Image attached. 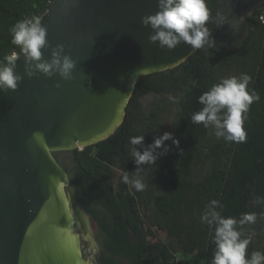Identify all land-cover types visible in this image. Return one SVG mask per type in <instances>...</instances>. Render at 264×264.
I'll use <instances>...</instances> for the list:
<instances>
[{"label":"trees","instance_id":"1","mask_svg":"<svg viewBox=\"0 0 264 264\" xmlns=\"http://www.w3.org/2000/svg\"><path fill=\"white\" fill-rule=\"evenodd\" d=\"M53 1L0 0V59L19 52L10 27L24 18H40ZM207 2L212 9L216 0ZM263 14L259 10L249 17L248 35L238 49L206 46L174 68L141 75L124 122L108 138L54 152L76 187L79 204L96 222L106 264H211L214 229L200 216L212 199L224 205L225 217L256 213V222L244 226L246 235L254 233L247 251L264 253V204L257 200L264 198ZM243 73L252 78L249 91L261 97L245 115L246 142L218 140L202 123H191L202 108L201 94L221 78ZM147 93L155 96L148 103L142 99ZM169 95L179 97V103ZM167 114H173L179 147H170L156 164L144 165L142 191L130 189L122 177L136 175L138 166L129 140L144 135V147L151 144ZM64 152L70 164L61 157Z\"/></svg>","mask_w":264,"mask_h":264},{"label":"water","instance_id":"2","mask_svg":"<svg viewBox=\"0 0 264 264\" xmlns=\"http://www.w3.org/2000/svg\"><path fill=\"white\" fill-rule=\"evenodd\" d=\"M157 5L54 0L40 17L50 45L63 44L76 67L71 80L42 73L29 78L21 55L18 88L0 92V264H106L96 222L54 152L111 136L125 120L141 75L174 68L197 51L184 42L168 50L149 41L152 29L141 18ZM212 9L233 26L208 23L215 47L236 50L264 0H216ZM43 51L50 59L51 47Z\"/></svg>","mask_w":264,"mask_h":264},{"label":"clouds","instance_id":"3","mask_svg":"<svg viewBox=\"0 0 264 264\" xmlns=\"http://www.w3.org/2000/svg\"><path fill=\"white\" fill-rule=\"evenodd\" d=\"M157 6L158 10L143 16L141 22L152 29L149 41L154 44L158 42L161 49H175L181 42L187 43L194 50L206 46L215 47V38L208 27L210 21L215 22L218 28L229 24L233 29L225 13L217 10L213 15V9L209 7L207 0H158ZM239 19L243 23L244 17ZM261 21L264 22V17H261ZM9 32L12 36L11 43L19 49L20 55L12 51L0 59V92L7 93L18 88L19 82L23 79L16 71L17 61L21 55L24 58V74L29 78L42 73L47 77L58 74L63 80L73 79L76 62L70 54L65 53L63 44L50 45L47 28L38 16L18 20L10 27ZM49 47L51 58L45 59L43 50ZM251 79L246 73L239 77L221 78L198 97L202 108L192 114L191 123L196 125L202 123L205 128L211 129L210 135L214 134L218 140L246 142L245 115L251 105L261 99L258 92L249 91ZM60 86L57 82V87ZM168 99L173 103H179L180 98L169 95ZM144 140V135L130 138L129 152L138 167L136 175L130 178L126 173L122 177V182L135 191H142L145 188L140 177L144 165L156 164L160 157L170 150V146L165 142L171 140L177 147L180 144L171 132L157 136L146 147ZM141 147L143 151L140 150ZM257 200L264 204V198L258 197ZM223 208L224 205L219 200L212 199L205 205L200 216L202 223L214 229V232L210 233L211 241L215 245L211 264H264V253L247 251L254 233L246 235L244 226L256 222V213H244L237 219L222 215Z\"/></svg>","mask_w":264,"mask_h":264},{"label":"rangeland","instance_id":"4","mask_svg":"<svg viewBox=\"0 0 264 264\" xmlns=\"http://www.w3.org/2000/svg\"><path fill=\"white\" fill-rule=\"evenodd\" d=\"M142 99L144 100V102L148 103L149 101L154 100L155 96L152 93H147L143 96ZM167 115L168 117L167 118L165 117L166 120L164 119L165 122L161 124L160 127H158V133H160V135H163L164 132H171L173 133V136L176 138L175 130H174L173 114H167ZM165 144L169 145L170 147L175 146L171 140L166 141ZM61 157L67 160V162L70 164V154L68 152L62 153Z\"/></svg>","mask_w":264,"mask_h":264},{"label":"built area","instance_id":"5","mask_svg":"<svg viewBox=\"0 0 264 264\" xmlns=\"http://www.w3.org/2000/svg\"><path fill=\"white\" fill-rule=\"evenodd\" d=\"M262 17H264V14L262 15ZM17 54H18V55H20V53H19V52H17Z\"/></svg>","mask_w":264,"mask_h":264},{"label":"flooded vegetation","instance_id":"6","mask_svg":"<svg viewBox=\"0 0 264 264\" xmlns=\"http://www.w3.org/2000/svg\"><path fill=\"white\" fill-rule=\"evenodd\" d=\"M86 243V241H84Z\"/></svg>","mask_w":264,"mask_h":264}]
</instances>
